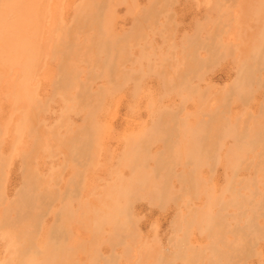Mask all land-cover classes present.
<instances>
[{
	"label": "rangeland",
	"instance_id": "374dc122",
	"mask_svg": "<svg viewBox=\"0 0 264 264\" xmlns=\"http://www.w3.org/2000/svg\"><path fill=\"white\" fill-rule=\"evenodd\" d=\"M108 2L110 0L105 2L104 0H35L28 10L13 11L4 9L3 13L5 15L0 16L2 17L0 20V264H18L22 258L29 259L31 257L40 264H89V262L90 264H158L161 261V264H183L181 259H176L173 255L179 250L186 261L187 258H190L188 262L190 260L192 262L190 261L189 264H211L212 261L214 264H264V236L262 237L264 234V212L260 209H256L255 212L252 211L254 204L264 199V63H258L259 60L256 63L253 59L254 56L259 55L260 57V54L255 52L257 48L261 49L257 52L263 51L264 54V35H262L264 33V0H111L110 3ZM0 3L2 2L0 1ZM110 4L112 5L110 6ZM90 5L92 6L88 8ZM94 5L97 7L96 9L100 8L99 10L102 12L96 11ZM108 7H111L112 10ZM83 8L88 9H85V11L87 10L86 15L83 11L82 16L81 9ZM0 10L2 11L1 4ZM145 12L146 14L148 12V14L146 15ZM87 15L89 16L87 17ZM97 15L98 18L101 17L100 20H96L98 23L94 22ZM147 16L149 19H147ZM85 18L86 23L84 22ZM92 18H94V21H88ZM98 28L99 33L96 32ZM259 38L263 42H260ZM107 39H110L109 42ZM57 41L59 42L58 45ZM113 42H115V45H112ZM29 43L31 44L29 45ZM35 48L40 49V54L38 53L39 50L37 52ZM11 50L14 51L13 54ZM27 50L36 52L33 51L32 54ZM211 52H214L213 55ZM252 52L256 54H251ZM54 53L56 54L53 55ZM35 54L40 56L38 57ZM60 54L62 55L61 58ZM19 55L20 58H18ZM67 58L69 59L67 60ZM260 58L263 59V57ZM250 59L253 61L250 62ZM40 60L42 63H40ZM22 61H24V69L21 66ZM28 62L35 64L32 70H30V66H33V64L28 65ZM9 67L12 69L10 70ZM201 67L203 68L201 69ZM244 67L249 70L246 72V77L247 75L250 76L251 82H247L246 87H244L245 90L242 88L239 89L240 91L235 92V88L232 89L231 87L234 86V81L237 79L240 69ZM58 70L61 74L57 73ZM15 72H17L16 75ZM111 72L113 73L111 74ZM197 72L198 74H196ZM251 72L254 73L255 77ZM29 73L31 78L28 76ZM69 73L70 75H68ZM7 77L9 78L7 79ZM129 77L131 80L128 81ZM192 78L193 80H191ZM251 78L255 79L254 82ZM22 81L25 82L24 86L26 87H23ZM15 82L16 84H14ZM78 84L80 88H78ZM61 85H63L62 89ZM83 88L87 90L84 89L83 92ZM62 91H64L63 94ZM18 93L19 95H17ZM26 95L29 96L27 98H29L31 104L25 99ZM96 96H100V99ZM30 98H33V100L30 101ZM96 101L100 102L96 103ZM30 105L31 107H29ZM91 107H93V111ZM86 109L87 111H85ZM28 120L32 124L27 123ZM159 125L163 126L165 135L162 133L164 130ZM253 125H255V128H253ZM156 127L159 128V134L155 132ZM160 129H162V132ZM167 129L169 134L166 132ZM198 129L199 131L203 129L205 132L202 130L198 134ZM231 130L237 133L233 136L244 137L247 133H250L247 134L249 137L255 135L258 141L260 139V142L254 149L245 150L246 153L243 151L241 156L239 154V157L233 158L227 153L233 145L232 134L231 136L228 135L229 138L227 136L225 138L224 135V138H222L224 131L233 133ZM16 131L19 135L16 134ZM171 131H173L172 134H170ZM195 131H198L196 135L199 136V139L206 140V143L200 142L202 163L196 171L192 172L194 184L191 183L190 185V183L180 182L179 180L180 175L185 172V168H183L185 164H179L178 161L181 162L185 158L179 160L178 157L181 154L185 156L184 153L188 149V147L185 148V145L188 142L193 144V135L191 134ZM214 132L215 134H213ZM87 133L88 135H86ZM165 136L169 137L170 141L172 140L171 142L174 143L172 147L174 155L169 156L170 159L167 160V163L173 161V164L172 167L170 166L171 168L167 164L170 172L164 175L165 178H162L163 175H161L163 171H160L161 176L158 175L157 177L159 181L154 175L159 182H157L158 184L163 179L161 182L162 185L164 184L165 193L159 196L158 199H153L149 195L151 192L154 193L153 187L151 184H147L146 186L151 185V191L147 192L150 190L148 187L144 194L143 191L141 192L140 189L134 187L135 190L133 191L137 192L134 195L139 194L137 190H140L141 199L130 192V195L127 194L126 202H124V197L123 200L121 199L122 196H120V200L117 198L120 194V191H118L117 197L113 201L109 200L108 196L116 194L114 190L112 191L111 184L114 187L116 186V191L119 185L121 189L125 190L124 187L131 183L130 180L133 176L131 169L135 167V172L141 173L140 170L138 171L141 162L146 161V163L143 162L144 166L142 165V167L144 168L141 171L145 167L144 171L149 168V172H145L147 175L156 170L154 159L160 154L163 158L166 156L163 151ZM247 138H243V143L249 140ZM208 139L210 140L208 141ZM132 140L134 141L132 142ZM218 143H220V147L217 146ZM262 143L263 146L260 147ZM75 144L82 147H77ZM128 145H142L141 147L146 148L145 151L139 148L145 160L141 156L139 157L141 160L137 159L140 153L135 155V159L141 161H136L137 164L139 163L138 166L137 164L134 165L136 162L132 157L134 156L132 153H136L135 149L131 146L134 150L131 153ZM188 146L190 148L192 145L189 144ZM83 147L86 149H83ZM71 151L74 152L72 156L70 155ZM127 151L130 152L128 158L126 156ZM146 153L149 154L145 155ZM182 157L179 158L182 159ZM226 157L227 159H225ZM129 161H131V168L128 166ZM239 161L244 163L242 164ZM233 165L235 168H233ZM187 166L189 169L192 168L189 165ZM230 169H234V171H230ZM117 176L123 178H120L121 181H129L127 184L122 182L125 184L123 185ZM151 177H149V182L152 180ZM166 177L168 178L166 179ZM26 178H28L29 184H32V188L30 187L29 193V195L31 194L29 197L30 203L25 204L26 212H24V215L28 213V217L30 216L28 220L31 222L17 220L18 212L14 210L18 205L16 201L17 193L23 187ZM156 179L153 182H156ZM119 181L121 184H119ZM166 182L171 183L166 184ZM132 185V183L128 185L130 191ZM109 186L113 193L110 191ZM146 186L142 190L145 191ZM180 189L182 190L180 191ZM108 192H110L109 195ZM193 192L196 194H193ZM44 194H46L47 199ZM106 194L107 197H105ZM147 194L149 196L144 197ZM154 194L151 195L155 196ZM66 195L71 196L72 200H70L71 197L68 199L69 197ZM132 195L133 198H137V201L129 198ZM33 196L38 198L36 199ZM55 197L56 199H54ZM102 198H107L108 201ZM41 199L51 205L48 206L45 202L43 204ZM106 201L110 204H107L109 209L115 202L112 210H116L114 208L119 207V204L122 206L125 203L131 204L133 201V204L129 205L130 207L127 206L130 210L126 215H123L122 223H125L124 227H122V224L120 225V221L117 219V225L121 226V230L120 227L115 225L116 220L114 218L112 220L114 223L111 221L113 216L111 209L112 214H109L108 218L106 217L107 214H103L109 212V209H106L105 212L102 208V206L107 208ZM41 204L46 205V207L43 208L42 206L41 208ZM61 206L67 210L65 215L69 216L60 217L59 214L64 211ZM98 206L99 211L100 209L103 211L100 215H104V218L101 216L100 218L99 215L94 214L100 220L102 219L98 221L99 223L93 219V217L96 218L94 215H90V212L95 213L97 210L95 212H92L93 209L88 211V207L98 209ZM244 209H246V212ZM198 213L199 217L197 218L195 216ZM33 214L34 216H32ZM55 214L61 218V221L57 224ZM35 216L37 217L35 218ZM59 217L57 216L58 219ZM205 217L206 219H204ZM210 217L211 221H208ZM253 217L257 219H253ZM249 218L250 220L253 219L256 235L248 234L249 229H247L245 220ZM81 219L82 223L80 222ZM109 220L112 225L118 227L119 231L114 229L116 227H111V223L108 224ZM189 222L190 225L186 224ZM93 223H102L103 227L96 225L98 227L96 233L94 232L96 226ZM58 224L64 228H61L63 233L60 236L55 235L56 240L60 239L61 243L57 244V250H53V253L46 255L42 251V247L48 239L50 227L60 226ZM91 225L95 227L91 228L94 229L93 232L90 228L88 229ZM259 226L263 228L260 229ZM243 228L246 230L244 231ZM240 233L246 234L242 235ZM214 236L216 237L214 238ZM247 236L251 238L248 239ZM28 240L36 246V249L35 247L31 249V253L27 252L28 249H24V245L29 243ZM220 242H223V244ZM247 244L249 245L248 248ZM37 249L41 252V255L37 252ZM246 250L248 251L244 252ZM21 251L24 252L23 255ZM226 257L232 259L228 260ZM174 258L175 260H173Z\"/></svg>",
	"mask_w": 264,
	"mask_h": 264
},
{
	"label": "bare ground",
	"instance_id": "6f19581e",
	"mask_svg": "<svg viewBox=\"0 0 264 264\" xmlns=\"http://www.w3.org/2000/svg\"><path fill=\"white\" fill-rule=\"evenodd\" d=\"M0 1L2 2V3H0V4L2 5V11L0 10V16H3V15H5V14L3 13V12L5 11L4 9H11V10H13V11H14V10L21 11L22 9H24V10L27 9V10H28V8L30 9V8L32 7V5H33V3H34L35 0H0ZM105 1H106V0H104V2H105ZM157 1H158V0H157ZM85 2H86V1H85ZM85 2H84V4H85V6H87V5H86L87 2H86V3H85ZM88 2H89V1H88ZM91 2H94V1H91ZM91 2H90V3H91ZM96 2H99V1H96ZM110 2H111V0H110ZM110 2H108V3H110ZM154 2H155V1H154ZM154 2H153V3H154ZM164 2H165V1H164ZM106 3H107V2H106ZM82 4H83V3H82ZM94 4H97V3H94ZM162 4H163V2H162ZM165 4H166V3H165ZM92 5H93V4H92ZM92 5H90L88 8H90ZM98 5H99V4H98ZM100 5H101V4H100ZM111 5H112V4H110V6H111ZM81 6H82V5H81ZM101 6H102V5H101ZM101 6H98V7H101ZM106 6H107V5H106ZM106 6H105V7H106ZM152 6H153V5H152ZM82 7H83V6H82ZM93 7H95V5H94ZM88 8H83V9H81V10H82V16H83V13H84L83 11H85V9H88ZM96 8H97V7H95V9H96ZM110 8H111V7H110ZM110 8L108 7V9H110ZM76 9H77V8H76ZM99 9H100V8H99ZM99 9H96V11H98ZM103 9H104V8H103ZM106 9H107V8H106ZM160 9H161V8H160ZM92 10H93V9H92ZM104 10H105V9H104ZM111 10H112V8H111ZM90 11H91V10H90ZM108 11H109V10H108ZM148 11H149V10H148ZM86 12H87V10L85 11V15L87 14ZM99 12H102V11L99 10ZM1 13H2V15H1ZM5 13H6V12H5ZM17 13H18V12H17ZM103 13H104V12H103ZM105 13H106V12H105ZM142 13H143V12H142ZM76 14H77V13H76ZM80 14H81V13H80ZM88 14H89V13H88ZM92 14H93V13H92ZM96 14H97V13H96ZM145 14H146V12H145ZM147 14H148V12H147ZM147 14H146V15H147ZM152 14H153V13H152ZM25 15H26V14H25ZM99 15H100V14H99ZM88 16H89V15H87V17H88ZM100 16H101V15H100ZM17 17L19 18V16H17ZM90 17H91V15H90ZM90 17H89V18H90ZM150 17H151V16H150ZM152 17H153V16H152ZM1 18H2V17H0V20H1ZM22 18H23V17H22ZM97 18H98V15H97ZM97 18L95 19V21L93 20L94 18H92V19H90V20H88V21L93 20L94 22H97L98 20H100L101 17H99L98 19H97ZM79 19H80V18H79ZM137 19H138V18H137ZM145 19H146V17H145ZM147 19H149L148 16H147ZM153 19H154V18H153ZM80 20H81V19H80ZM84 20H85L84 22L86 23V18H85ZM96 20H97V21H96ZM107 20H108V18H107ZM150 20H151V19H150ZM81 21H82V20H81ZM139 21H140V20H139ZM100 22H101V21H100ZM152 22H153V21H152ZM0 23H1V22H0ZM91 23H92V22H91ZM97 23H98V22H97ZM136 23H137V22H136ZM145 23H147V22L145 21ZM83 24H84V23H83ZM95 24H96V23H95ZM99 24H100V23H99ZM107 24H108V21H107ZM138 24H139V23H138ZM84 25H85V24H84ZM135 25H136V24H135ZM99 26H100V25H99ZM263 26H264V23H263ZM85 27H86V26H85ZM93 27H94V26H93ZM96 27H98V26H96ZM91 28H92V27H91ZM94 29H95V28H94ZM96 29H97V28H96ZM96 29H95V30H96ZM142 29H143V27H142ZM147 29H148V28H147ZM261 29H263V28H261ZM261 29H260V30H261ZM135 30H136V29H135ZM98 31H99V28H98V30H97L96 32H98ZM136 31H137V30H136ZM101 32H102V31H101ZM101 32H100V34H101ZM134 32H135V31H134ZM0 33H1V32H0ZM84 33H85V32H84ZM98 33H99V32H98ZM134 34H135V33H134ZM138 34H140V33H138ZM261 34H262V33H261ZM101 35H103V34H101ZM128 35H129V33H128ZM131 35H132V34H131ZM262 35H264V33H263ZM85 36H86V35H85ZM103 36H104V35H103ZM260 36H261V35H260ZM94 38H95V37H94ZM211 38H212V37H211ZM95 39H96V38H95ZM105 39H106V38H105ZM115 39H116V38H115ZM120 39H121V38H120ZM127 39H128V38H127ZM213 39H214V38H213ZM100 40H101V39H100ZM107 40H108V39H107ZM109 40H110V39H109ZM109 40H108V42H109ZM211 40H212V39H211ZM259 40H260V42H263L260 38H259ZM7 41H8V40H7ZM125 41H127V40H125ZM125 41H124V42H125ZM255 41H256V40H255ZM17 42H18V41H17ZM24 42H26V41H24ZM24 42H23V43H24ZM55 42H56V41H55ZM55 42H54V43H55ZM97 42H98V38H97ZM115 42H116V40H115ZM115 42H113L114 44H112V45H115ZM118 42H120V40H118ZM188 42H189V41H188ZM99 43H101V42H99ZM103 43H104V42H103ZM256 43H257V42H256ZM8 44H9V43H8ZM11 44H12V43H11ZM19 44H20V43H19ZM30 44H31V43H29V45H30ZM55 44H56V43H55ZM58 44H59V42L57 41V45H58ZM108 44H109V43H108ZM108 44H107V45H108ZM117 44H118V43H117ZM117 44H116V45H117ZM189 44H190V43H189ZM211 44H212V43H211ZM3 45H4V44H3ZM20 45H21V44H20ZM53 45H54V44H53ZM53 45H52V46H53ZM57 45H56V46H57ZM60 45H61V43H60ZM105 45H106V44H105ZM107 45H106V46H107ZM263 45H264V44H263ZM263 45H262V46H263ZM9 46H11V45H9ZM26 46H27V45H26ZM32 46H33V45H32ZM52 46H51V47H52ZM54 46H55V45H54ZM54 46H53V48H54ZM103 46H104V45H103ZM108 46H109V45H108ZM117 46H118V45H117ZM196 46H197V45H196ZM198 46H199V45H198ZM203 46H204V45H203ZM260 46H261V45H260ZM36 47H37V46H36ZM59 47H61V46H59ZM59 47H58V48H59ZM96 47H97V46H96ZM99 47H100V46H99ZM112 47H115V46H112ZM210 47H211V46H210ZM212 47H213V46H212ZM257 47H258V45H257ZM22 48H23V47H22ZM61 48H62V47H61ZM63 48H64V47H63ZM254 48H255V47H254ZM35 49H37V52H38V50H39L38 53L40 54V49H39V48H35ZM55 49H56V48H55ZM55 49H52V50H55ZM96 49L98 50V48H96ZM102 49H103V48H102ZM106 49H107V48H106ZM124 49H125V48H124ZM207 49H208V48H207ZM214 49H215V48H214ZM29 50H30V49H29ZM29 50H27V51H29ZM50 50H51V49H50ZM66 50H67V48H66ZM66 50H65V51H66ZM69 50H70V48H69ZM103 50H104V49H103ZM253 50H256V49H253ZM258 50H261V49H260V48H257V50H256L255 52L258 53V54H260V57H263V59L260 58L259 55H258V56H254L253 59L255 60L256 63H257V60H259L258 63L263 64V63H264V54L262 53L263 51H262V52H260V51L257 52ZM11 51H12V50H11ZM22 51H23V50H22ZM22 51H21V52H22ZM33 51H34V50H32V52H33ZM60 51H61V50H60ZM65 51H64V52H65ZM70 51H72V50H70ZM70 51H68V52H70ZM74 51H76V50H74ZM99 51L101 52L100 49H99ZM107 51H108V49H107ZM111 51H112V50H111ZM210 51H211V48H210ZM212 51H213V49H212ZM32 52L29 51V53H32ZM34 52H36V51H34ZM51 52H52V51H51ZM51 52H50V53H51ZM53 52H54V51H53ZM53 52H52V53H53ZM55 52H57V51H55ZM64 52H63V53H64ZM68 52H67V53H68ZM72 52H73V51H72ZM108 52H109V51H108ZM108 52H107V53H108ZM123 52H124V51H123ZM190 52H191V51H190ZM13 53H14V51H12V54H13ZM50 53H49V54H50ZM70 53H71V52H70ZM105 53H106V52H105ZM209 53H210V52H209ZM211 53H212V55H213L214 52H211ZM256 53H253V52H252L251 54H254V55H255ZM261 53L263 54V56L261 55ZM32 54H33V53H32ZM55 54H56V53H54L53 55H55ZM61 54H62V53H61ZM61 54H60V55H61ZM75 54H76V53H75ZM81 54H82V53H81ZM102 54H103V52H102ZM192 54H193V53H192ZM35 55L38 56V54H35ZM60 55H59V56H60ZM62 55H63V54H62ZM62 55L60 56V58L62 57ZM103 55H104V54H103ZM105 55H108V54H105ZM120 55H121V54H120ZM212 55H211V56H212ZM39 56H40V55H39ZM39 56H38V57H39ZM50 56H52V55H50ZM63 56H64V55H63ZM108 56H109V55H108ZM108 56H107V57H108ZM112 56H113V55H112ZM190 56H191V55H190ZM208 56H209V55H208ZM250 56H251V55H250ZM33 57H35V56L33 55ZM52 57H54V56H52ZM52 57H51V58H52ZM187 57H188V56H187ZM191 57H193V56H191ZM18 58H20V55H19ZM51 58H50V59H51ZM115 58H116V57H115ZM194 58H195V57H194ZM209 58H210V57H209ZM213 58H214V57H213ZM251 58H252V56H251ZM54 59H55V58H54ZM62 59H63V58H62ZM68 59H69V58H67V60H68ZM105 59H106V58H105ZM107 59H108V58H107ZM215 59H216V58H215ZM12 60H13V59H12ZM36 60H37V59H36ZM52 60H53V59H52ZM110 60H112V59H110ZM110 60H109V62H111ZM210 60H211V59H210ZM8 61H9V60H8ZM32 61H33V60H32ZM32 61H31V62H32ZM34 61H35V60H34ZM211 61H212V60H211ZM246 61H247V60H246ZM252 61H253V60H252ZM252 61H251V59H250V62H252ZM9 62H10V61H9ZM23 62H24V61H22L21 66H22V68L24 69ZM35 62H36V61H35ZM115 62H116V61H115ZM203 62H204V61H203ZM255 62H253V63H255ZM262 62H263V63H262ZM2 63H3V62H2ZM25 63H26V62H25ZM36 63H37V62H36ZM38 63H39V62H38ZM40 63H42L41 60H40ZM62 63H63V62H62ZM194 63H195V62H194ZM27 64L29 65L30 63L28 62ZM31 64H33V66H30V67H31L30 70H32V67H33V68L35 67V66H34V65H35L34 63H31ZM31 64H30V65H31ZM110 64H112V62H111ZM0 65H1V64H0ZM11 65H12V64H11ZM38 65H39V64H38ZM61 65H62V64H61ZM195 65H196V64H195ZM199 65H200V64H199ZM204 65H205V64H204ZM243 65H244V64H243ZM111 66H112V65H111ZM115 66H116V65H115ZM206 66H207V65H206ZM188 67H189V66H188ZM188 67H187V68H188ZM199 67H200V66H199ZM199 67H198V68H199ZM203 67H204V66H203ZM203 67H201V69H202ZM263 67H264V66H263ZM9 68H10V67H9ZM15 68H17V67H15ZM40 68H41V67H40ZM58 68H59V67H58ZM60 68H61V67H60ZM104 68H105V67H104ZM198 68H196V69H198ZM11 69H12V68H10V70H11ZM13 69H14V68H13ZM25 69H26V71L28 70L27 67H26ZM63 69L65 70L66 68H63ZM92 69H93V68H92ZM106 69H107V68H106ZM191 69H192V68H191ZM196 69H195V70H196ZM14 70H15V69H14ZM18 70H19V69H18ZM34 70H35V69H34ZM192 70H193V69H192ZM2 71H4V70H2ZM15 71H16V70H15ZM35 71H36V70H35ZM104 71H105V70H104ZM113 71H115V70H113ZM188 71H190V70H188ZM198 71H199V69H198ZM238 71H239V70H238ZM247 71H249V70H248L247 68H245V67L242 68V69H240V71H239L240 73L238 74L237 79L234 81V82H235V83H234V86L231 87L232 89L235 88V89H234V90H236L235 92H237V90L240 91L239 89H242V88H243V90H245L244 87H246L247 82L250 81V79H249L250 76L248 77V75H247V77H246V72H247ZM58 72H59V70L57 71V73H58ZM71 72H72V71H71ZM105 72H106V71H105ZM193 72H194V71H193ZM201 72H202V71H201ZM16 73H17V72H15V75H16ZM20 73H21V72H20ZM26 73H27V72H26ZM30 73H31V72H30ZM30 73L28 74L29 77H30L31 74H32V73H31V74H30ZM34 73H35V72H34ZM36 73H37V71H36ZM59 73L61 74V72H59ZM109 73H110V72H109ZM112 73H113V72H111V74H112ZM186 73H187V72H186ZM199 73H200V72H199ZM9 74H10V73H9ZM22 74H23V73H22ZM22 74H19V75L21 76ZM103 74H104V73H103ZM124 74H125V73H124ZM196 74H198V72H197ZM196 74H195V75H196ZM251 74L254 75L253 72H251ZM251 74H250V75H251ZM15 75H14V76H15ZM25 75H26V74H25ZM34 75H35V74H34ZM57 75L60 76L59 74H57ZM63 75H64V74H63ZM68 75H70V73H69ZM89 75H90V74H89ZM106 75H107V74H106ZM109 75H110V74H109ZM189 75H190V74H189ZM14 76H13V77H14ZM64 76H65V75H64ZM99 76H100V75H99ZM107 76H108V75H107ZM113 76H114V75H113ZM122 76H123V75H122ZM191 76H192V75H191ZM200 76H201V75H200ZM251 76H252V75H251ZM0 77H1V76H0ZM62 77H63V76H62ZM66 77H67V76H66ZM70 77H71V76H70ZM70 77H68V78L70 79ZM72 77H73V76H72ZM74 77H75V76H74ZM101 77H102V76H101ZM196 77H197V76H196ZM254 77H255V75H254ZM4 78H5V77H4ZM8 78H9V77H7V79H8ZM30 78H31V77H30ZM75 78H76V77H75ZM77 78H78V77H77ZM95 78H96V77H95ZM129 78H130V77H129ZM184 78H185V77H184ZM186 78H187V77H186ZM21 79H23V78H21ZM56 79H57V76H56ZM56 79H55V80H56ZM64 79H65V77H64ZM69 79H68V80H69ZM110 79H111V78H110ZM117 79H118V78H117ZM125 79H126V78H125ZM179 79H180V78H179ZM0 80H1V79H0ZM4 80H5V79H4ZM55 80H53V81H55ZM60 80H61V79H60ZM74 80H75V79H74ZM129 80H131V78L128 79V81H129ZM177 80H178V79H177ZM183 80H184V79H183ZM186 80H187V79H186ZM191 80H193V78H192ZM251 80H253V79L251 78ZM254 80H255V79H254ZM254 80H253V82H254ZM257 80H258V79H257ZM7 81H8V80H7ZM57 81H58V79H57ZM61 81H62V80H61ZM70 81H71V80H70ZM88 81H89V80H88ZM179 81H181V80H179ZM258 81H259V80H258ZM16 82H17V81H16ZM16 82H15L14 84H16ZM29 82H30V80H29ZM32 82H33V81H32ZM58 82H59V84H60V81H58ZM58 82H57V83H58ZM65 82H66V80L64 81V85H65ZM173 82H174V81H173ZM173 82H172V83H173ZM250 82H251V81H250ZM11 83H12V82H11ZM22 83H23V87H26V86H24V83H25V82L22 81ZM52 83H53V82H52ZM62 83H63V82H62ZM78 83H80V82H78ZM113 83H114V82H113ZM192 83H193V82H192ZM12 84H13V83H12ZM28 84H29V83H28ZM68 84H69V82H68ZM71 84H72V83H71ZM163 84H164V83H163ZM169 84H170V83H169ZM250 84L252 85V83H250ZM9 85H10V84H9ZM57 85H58V84H57ZM57 85H56V86H57ZM78 85H79V84H78ZM183 85H184V83H183ZM189 85H190V84H189ZM189 85H188V86H189ZM251 85H250V86H251ZM256 85H257V84H256ZM10 86H11V85H10ZM13 86H15V85H13ZM28 86H29V85H28ZM66 86H67V85H66ZM89 86H90V85H89ZM117 86H118V84H117ZM163 86H164V85H163ZM181 86H182V84H181ZM188 86H187V87H188ZM252 86H253V85H252ZM257 86H258V85H257ZM21 87H22V86H21ZM53 87H54V86H53ZM60 87H61V89H62L63 85H61ZM74 87H76V86H74ZM74 87H73V89H74ZM85 87H86V86H85ZM112 87H114V86H112ZM112 87H111V88H112ZM7 88H8V86H7ZM56 88H57V87H56ZM69 88H70V87H69ZM71 88H72V87H71ZM78 88H80V85L78 86ZM86 88H87V87H86ZM178 88H179V86L177 87V89H178ZM23 89H24V88H23ZM52 89H53V88H52ZM84 89H85V88H83V90H82L83 92H84ZM113 89H114V88H113ZM186 89H187V88H186ZM188 89L190 90V88H188ZM193 89H194V88H193ZM247 89H248V88H247ZM31 90H32V89H31ZM57 90H58V89H57ZM79 90L81 91V89H79ZM85 90H87V89H85ZM103 90H106V89H103ZM103 90H102V91H103ZM165 90H166V89H165ZM175 90H176V89H175ZM55 91H56V90H55ZM73 91H75V90H73ZM100 91H101V90H100ZM179 91H180V90H179ZM30 92H32V91H30ZM60 92H61V91H60ZM63 92H64V91H62V94H63ZM66 92H67V91H66ZM68 92H69V91H68ZM85 92H86V91H85ZM103 92H104V91H103ZM112 92H113V91H112ZM245 92L247 93V91H245ZM22 93H23V91H22ZM26 93H27V92L25 91V94H26ZM55 93H56V92H55ZM86 93H87V92H86ZM166 93H167V92H166ZM192 93H194V92H192ZM192 93H191V94H192ZM239 93H240V92H239ZM246 93H245V94H246ZM14 94H15V93H14ZM23 94H24V93H23ZM33 94H34V93H33ZM56 94H57V93H56ZM79 94H80V93H79ZM81 94H82V93H81ZM103 94H104V93H103ZM189 94H190V93H189ZM234 94H235V93H234ZM17 95H19V93H18ZM17 95H16V96H17ZM68 95H69V94H68ZM84 95H85V94H84ZM87 95H88V94H87ZM107 95H108V94H107ZM109 95H110V94H109ZM230 95H231V94H230ZM240 95H241V94H240ZM30 96L32 97L33 95L31 94ZM69 96H70V95H69ZM82 96H83V95H82ZM228 96H229V95H228ZM21 97H22V96H21ZM23 97H25V96H23ZM27 97H29V96L26 95V98H25V99L28 100L29 98H27ZM65 97H66V96H65ZM83 97H84V96H83ZM87 97H88V96H87ZM89 97H90V96H89ZM96 97H98V96H96ZM99 97H100V96H99ZM99 97H98V98H99ZM235 97H236V96H235ZM78 98H79V96H78ZM85 98H86V97H85ZM94 98H95V97H94ZM237 98H238V97H237ZM245 98H246V97H245ZM15 99H16V98H15ZM73 99H74V98H73ZM81 99H82V97H81ZM99 99H100V98H99ZM19 100H20V99H19ZM31 100H33V98H30V101H31ZM35 100H36V99H35ZM16 101H17V100H16ZM22 101H23V100H22ZM75 101H76V100H75ZM103 101H104V100H103ZM219 101H220V100H219ZM236 101H237V100H236ZM240 101H241V100H240ZM18 102H19V101H18ZM28 102H29V100H28ZM76 102H77V101H76ZM99 102H100V101H99ZM99 102L96 101V103H99ZM101 102H102V100H101ZM225 102H226V101H225ZM29 103H30V102H29ZM71 103H72V102H71ZM88 103H89V102H88ZM219 103H220V102H219ZM21 104H22V103H21ZM30 104H31V103H30ZM77 104H78V103H77ZM89 104H90V103H89ZM93 104H94V103H93ZM100 104H101V103H100ZM224 104H225V103H224ZM226 104H227V103H226ZM32 105H33V104H32ZM82 105H83V104H82ZM15 106H16V105H15ZM94 106H95V104H94ZM94 106H93V107H94ZM29 107H31V105H30ZM32 107H33V106H32ZM41 107H42V106H41ZM88 107H89V105H88ZM93 107H91V108H92V109H91L92 111H93ZM97 107H98V106H97ZM99 107H100V106H99ZM99 107H98V108H99ZM221 107H222V106H221ZM224 107H225V106H224ZM69 108H70V106H69ZM89 108H90V107H89ZM225 108H226V107H225ZM29 109H30V108H29ZM84 109H85V108H84ZM95 109H96V108H95ZM95 109H94V112L96 113ZM31 110H32V109H31ZM72 110H73V108H72ZM181 110H182V109H181ZM225 110H226V109H225ZM83 111H84V110H83ZM85 111H87V109H86ZM99 111H100V109H99ZM218 111H219V110H218ZM218 111H217V112H218ZM19 112H20V110H19ZM25 112H26V111H25ZM90 112H91V111H90ZM209 113H210V112H209ZM30 114H31V113H30ZM87 114H88V113H87ZM91 114H92V113H91ZM91 114H90V115H91ZM96 114H97V113H96ZM263 114H264V113H263ZM24 115L26 116V113H25ZM24 115H23V117H25ZM92 115H93V114H92ZM161 115H162V112H161ZM171 115H172V114H171ZM174 115H175V114H174ZM174 115H173V116H174ZM214 115H215V114H214ZM158 116H159V115H158ZM163 116H164V115H163ZM195 116L197 117V115H195ZM86 117H87V116H86ZM202 117H204V116H202ZM214 117H215V116H214ZM27 118H28V117H27ZM90 118H91V117H90ZM169 118H170V117H169ZM175 118H176V117L174 116V119H175ZM185 118H186V117H185ZM205 118H206V117H205ZM208 118H210V117H208ZM261 118H262V117H261ZM159 119L162 121V119H161L160 117H159ZM172 119H173V118H172ZM174 119H173V120H174ZM177 119H178V118H177ZM216 119H217V118H216ZM170 120H171V118H170ZM175 120H176V119H175ZM206 120H207V119H206ZM225 120H226V119H225ZM25 121H27V120H25ZM87 121H88V120H87ZM164 121H165V120H164ZM179 121H180V120H179ZM179 121H178V122H179ZM184 121H185V120H184ZM208 121H209V119H208ZM220 121H221V120H220ZM29 122H30V121L28 120L27 123H29ZM93 122H94V121H93ZM93 122H92V123H93ZM166 122H167V120H166ZM227 122H228V121H227ZM164 123H165V122H164ZM169 123H170V122H169ZM179 123H180V122H179ZM209 123H211V122H209ZM213 123H214V122H213ZM216 123H217V122H216ZM21 124H23V123H21ZM30 124H32V123L30 122ZM159 124H160V123H159ZM181 124H182V123H181ZM198 124H199V123H198ZM207 124H208V123H207ZM211 124H212V123H211ZM253 124H254V123H253ZM258 124H259V123H258ZM18 125H19V124H18ZM156 125H157V124H156ZM167 125H168V124H167ZM172 125H173V124H172ZM179 125H180V124H179ZM200 125H201V124H200ZM200 125H199V127H200ZM209 125H210V124H208V126H209ZM228 125H229V124H228ZM255 125H256V124H255ZM255 125H253V126H254L253 128H255ZM165 126H166V125H165ZM168 126H169V125H168ZM183 126H184V125H183ZM20 127H21V126H20ZM25 127H26V125L24 126V128H25ZM159 127H162V129H163V126L159 125ZM180 127H182V126H180ZM202 127H203V126H202ZM210 127H211V125H210ZM16 128H17V127H16ZM33 128H34V127H33ZM35 128H36V127H35ZM88 128H89V127H88ZM93 128H94V127H93ZM167 128H168V127H167ZM200 128H201V127H200ZM205 128H206V127H205ZM223 128H224V127H223ZM223 128H222V129H223ZM84 129H85V128H84ZM84 129H83V131H84ZM156 129H157V130H156ZM156 129L154 128V130H156L155 132L158 133V132H159V131H158L159 128L156 127ZM162 129H160L161 132H162ZM172 129H173V128H172ZM178 129H179V128H178ZM180 129H181V128H180ZM184 129H185V128H184ZM184 129H183V130H184ZM227 129H228V128H227ZM235 129H236V128H235ZM235 129H234V130H235ZM248 129H249V128H248ZM19 130H20V129H19ZM86 130H89V129H86ZM163 130H164V129H163ZM176 130H177V129H176ZM187 130H188V129H187ZM190 130H191V129H190ZM202 130H203V129H201V130L199 131V129H198L199 132H198V131H195V133L191 134V135H193V138H192V142H193V144H192L191 142H190V143L188 142V144L185 145V146H186V147H185L186 149H187V147H188V149H187V150L185 151V153H184L185 156L181 154L179 157L181 158V156H183L182 159H180V158L178 157L179 160H183V158H185V160H183V161H181V162H179V161L177 160L179 164H181V163H183L182 165L185 164L184 167H183V168H185V172H184L182 175H180V177H179L180 182L190 183V185H191V183H192V185L194 184V180H193V177H192V172L196 171V170L200 167V165H201V163H202L201 158H200V155H201V154H200V147H201L200 142H202V143H206V142H205L206 140L203 141V140L199 139V136L196 135L197 132H198V134H200V132H201ZM17 131H18V129H17ZM17 131H16V134L19 135V133H17ZM32 131H33V129H32ZM146 131H147V130H146ZM167 131H168V129L166 130V132H167ZM185 131H186V130H185ZM192 131H193V130H192ZM203 131H204V130H203ZM229 131H230V130H229ZM229 131H228V132H229ZM231 131H232V130H231ZM34 132H36V131H34ZM86 132H87V131H86ZM86 132H85V133H86ZM164 132H165V130H164L162 133H164ZM172 132H173V131H171L170 134H172ZM179 132H180V131H179ZM179 132H178V134H179ZM204 132H205V131H204ZM224 132H225V133H224ZM224 132H223V134H222V138H224V136H225V138H227V137L229 138V136H231V134H232V137H231V138H232V140H233V145H232V147L229 149V152H227V153H228L230 156H232L233 158L236 157V156L239 157V154H240V156H241L242 152L245 151V150L250 151V150L254 149V147L260 142V139H259V141H258V140L256 139L257 137H256L255 135H250V137H249L248 135H249L250 133L248 134L247 131H246V133H247L248 135L246 134V135L244 136V134H243L244 137H238L239 135H238V136H233V134H234V135L237 134V133H234L235 131H234V132L232 131L233 133H230V132L228 133L227 131H224ZM226 132H227V134H226ZM259 132H260V131H259ZM23 133H24V131H23ZM28 133H29V132H28ZM144 133H145V132H144ZM149 133H150V132H149ZM157 133H156V135H157ZM167 133H168V132H167ZM184 133H185V132H184ZM190 133H191V132H190ZM190 133H189V134H190ZM217 133H218V132H217ZM219 133H220V132H219ZM219 133H218V134H219ZM242 133H243V132H242ZM254 133H255V132H254ZM262 133H263V131H262ZM33 134H34V133H33ZM36 134H38V133H36ZM77 134H78V133H77ZM89 134H90V133H89ZM158 134H159V133H158ZM165 134H166V133H164V135H165ZM168 134H169V133H168ZM174 134H175V133H174ZM174 134H173V135H174ZM186 134H187V133H186ZM206 134H207V133H206ZM209 134H210V132H209ZM213 134H215V132H214ZM225 134H226V135H225ZM86 135H88V133H87ZM153 135H154V134H153ZM223 135H224V136H223ZM228 135H229V136H228ZM16 136H17V135H16ZM37 136H39V134H38ZM82 136H83V135H82ZM95 136H96V134H95ZM167 136H169V135H167ZM170 136H171V135H170ZM176 136L178 137L177 134H176ZM187 136H188V134H187ZM226 136H227V137H226ZM260 136H261V134H260ZM263 136H264V134H263ZM51 137H52V136H51ZM91 137H92V136H91ZM143 137H144V136H143ZM152 137H153V136H152ZM152 137H151V138H152ZM156 137H158V136H156ZM163 137H164V136H163ZM184 137H185V136H184ZM190 137H191V136H190ZM203 137H204V135H203ZM203 137H202V139H203ZM214 137H215V136H214ZM217 137H218V136H217ZM247 137H249V138H247ZM87 138H88V137H87ZM173 138H174V137H173ZM204 138H205V137H204ZM231 138H230V139H231ZM243 138H244V139L247 138V139H249V140L246 139L247 142H246V143H243ZM152 139H153V138H152ZM159 139H160V138H159ZM186 139H187V138H186ZM214 139H215V138H214ZM218 139H219V138H218ZM218 139H217V140H218ZM230 139H229V140H230ZM261 139H262V138H261ZM263 139H264V137H263ZM74 140H75V139H74ZM79 140H80V139H79ZM85 140H86V139H85ZM144 140H145V138H144ZM160 140H161V139H160ZM200 140H201V141H200ZM209 140H210V139H208V141H209ZM225 140H226V139H225ZM246 140H245V141H246ZM38 141H39V140H38ZM133 141H134V140H132V142H133ZM148 141H149V140H148ZM148 141H147V142H148ZM161 141H162V140H161ZM171 141H172V140H171ZM171 141H170L169 137H166V136H165V138L163 139V142H164V147H163L164 150H163V151H164V153L166 154V156H164L165 158H163L162 154H160V156H158L156 159H154V160H155V164H156L154 168H156V170H154V171L151 173V174H153V175H151V174H150V175H147V173L149 172V170H148L149 168H148V167H147L148 169L146 170L147 173H145L146 171H144V170L146 169V167H145V169H144L143 171H141V170L144 168V167H142L143 162L146 163V161H143V162L140 161L141 159H140L139 157L141 156L142 158H144V156H143L142 152L139 151V150H140L139 148H141L142 151H145L146 148L141 147L142 145H141V146H139V145H138V146H134V145H135V144H134L135 142H134V143H133L134 145H133V146L131 145V146L134 147L136 153H132V151L134 152V150H132V147H131L130 145H128V147L130 146L129 149H131L130 152H131L132 154H134V156H132V154H131V156L133 157V160H135V162H136V161H137V162H139V161L141 162L140 165H141L142 168H141V167H140L141 169L138 168V171L140 170L141 173H139V172H135V170H134L135 167H134V169H131V173H133V176H132V178H131V180H130V182L133 184V185L131 186V188H132L131 191H130V187H128V185L131 184V183H128V184H127V182H128L129 180H127V182H125L124 180L121 181V179H123V178L117 176V177H119V180L121 181V183L124 182L125 184H127L126 186H127L128 188H127L126 186L124 187L123 185H125V184L122 183V184H123V185H122V188L124 187V188H126V189H125V190L121 189V186L119 185V188H118L119 190L117 189V191H116V190H115L116 186L114 187V185L111 184V186L113 187L112 191L114 190V192H115L116 194L114 193L115 195H110V196H108L109 193H110V192H108V195L106 194L105 197L108 196L107 198H108L109 200L111 199V200L113 201V199H115V198L117 197L116 195H117L118 191H120L119 193H120L121 195L118 194L119 197H117V198H119V200H120V198H121L120 196H122L121 199L123 200V197H124V198H125V199H124V200H125L124 202H126V197H127L128 195H130V192H131V194H133V195H134L135 193H137L136 191H135V192L133 191V190H135L134 187H137L138 189H140L141 192L143 191V194H144V193L146 192V190H147L148 187H149L150 190L147 191V192H150V191H151V188H150L151 185H152V187H153V191H154V193H155V192H156V193L154 194V193L151 192L149 195L152 196L153 199H158L159 196H162V194L165 193V189H164V187H163L164 184L162 185V182H161L163 179L160 178L161 181H160V184H158V183H159V182H158L159 179H158L157 177H158V175H159V177H160L161 175H163V176H164V175H167V174H169V172H170V170H169L168 167H167V164H169L168 166L170 167V166L173 164V161L171 162V161L169 160L170 162L167 163V160H168L169 156L171 157L172 155H174V154H173L174 152L172 151V147H173V144H174V143L171 142ZM175 141H176V140H175ZM214 141H215V140H214ZM219 141H220V140H219ZM222 141H223V140H222ZM42 142H43V141H42ZM77 142H78V141H77ZM82 142H83V141H82ZM149 142H151V141H149ZM153 142H154V141H153ZM153 142H152V144H153ZM163 142H162V143H163ZM216 142H217V141H216ZM142 143H143V142H142ZM142 143H141V144H142ZM179 143H180V142H179ZM211 143H212V142H211ZM220 143H221V142H220ZM220 143H218V145H217V144H216V145H217L218 147H220V146H219ZM16 144H17V143H16ZM77 144H79V143H77ZM81 144H82V143H81ZM92 144H93V143H92ZM130 144H132V143H130ZM139 144H140V143H139ZM182 144H183V142H182ZM189 144L192 145L190 148H189V146H188ZM69 145H70V143H69ZM75 145H76V144H75ZM84 145H85V143H84ZM87 145H89V144H87ZM136 145H137V144H136ZM143 145H144V144H143ZM204 145H205V144H204ZM259 145H260V144H259ZM76 146H77V147H82V146H78V145H76ZM85 146H86V145H85ZM89 146H90V145H89ZM174 146H175V149H176V148H177L176 144H175ZM257 146H258V145H257ZM261 146H263V143H262V145H260V147H261ZM126 147H127V146H126ZM128 147L126 148L127 150H128ZM135 147H137V148H135ZM215 147H216V146H215ZM263 147H264V146H263ZM75 148H76V147H75ZM205 148H207V147H205ZM83 149H86V148L83 147ZM83 149H82V150H83ZM89 149H90V147H89ZM144 149H145V150H144ZM175 149H173V150L175 151ZM178 149H180V148H178ZM201 149H202V148H201ZM219 149H220V148H219ZM262 149H263V148H262ZM76 150H79V149H76ZM87 150H88V149H87ZM137 150H138L139 152H138ZM213 150H214V149H213ZM221 150H222V149H221ZM72 151H75V150H72ZM72 151H71V154H70L71 156L74 154V152H72ZM88 151H89V150H88ZM209 151H211V150H209ZM219 151H220V150H219ZM219 151H218V152H219ZM76 152H77V151H76ZM76 152H75V153H76ZM79 152H80V151H79ZM84 152L86 153V151H84ZM130 152L128 153V151H127V155H126L127 158H128V155L130 156ZM137 152H138V153H137ZM147 152H149V151H147ZM177 152H178V151H177ZM214 152H215V150H214ZM218 152H217V153H218ZM77 153H78V152H77ZM82 153H83V151H82ZM82 153H81V154H82ZM88 153H89V152H88ZM139 153H140V155L137 156L138 158L136 157L137 159H140V160L138 161V160L135 159V155H138ZM164 153H163V154H164ZM204 153H205V152H204ZM215 153H216V152H215ZM245 153H246V151H245ZM78 154H79V153H78ZM148 154H149V153H146L145 155H148ZM205 154H206V153H205ZM262 154H263V153H262ZM75 155H76V154H75ZM75 155H74V156H75ZM79 155H80V154H79ZM79 155H76V156L80 157ZM124 155H125V154H124ZM156 155H157V154H156ZM203 155H204V154H203ZM246 155H248V154H246ZM91 156H92V155H91ZM93 156H94V155H93ZM126 156H125V157H126ZM259 156H260V155H259ZM81 157H82V156H81ZM84 157H86V156L84 155ZM84 157H83V158H84ZM125 157H124V159H125ZM155 157H156V156H155ZM173 157H175V156H173ZM238 157H237V159H238ZM244 157H245V156H244ZM27 158H28V157H27ZM72 158H73V157H72ZM127 158H126V159H127ZM212 158H213V157H212ZM242 158H243V157H242ZM263 158H264V156H263ZM169 159H170V158H169ZM173 159H174V158H173ZM214 159H215V158H214ZM225 159H227V157H226ZM237 159H236V161L238 162ZM68 160H69V159H68ZM127 160H128V159H127ZM142 160H143V159H142ZM144 160H145V158H144ZM154 160H153V163H154ZM171 160H172V159H171ZM175 160H176V159H175ZM232 160H235V159H232ZM72 161L74 162L73 159H72ZM217 161H218V160H217ZM70 162H71V161H70ZM129 162H130V163H129L128 166L131 168V166H130V165H131V161H129ZM133 162H134V161H133ZM137 162H136L134 165H136ZM174 162H175V161H174ZM234 162H235V161H234ZM239 162H240V161H239ZM71 163H72V162H71ZM121 163H122V162H121ZM123 163H124V162H123ZM145 163H144V164H145ZM170 163H171V164H170ZM176 163H177V162H176ZM240 163L243 164L244 162H240ZM240 163H239V164H240ZM261 163H262V162H261ZM4 164L6 165V163H4ZM72 164H73V163H72ZM138 164H139V163H138ZM138 164H137V166H138ZM234 164L236 165V163H234ZM146 165H147V164H146ZM187 165L191 166L192 168L189 169ZM207 165H208V164H207ZM215 165H216V164H215ZM120 166H121V165H120ZM126 166H127V165H126ZM143 166H144V165H143ZM203 166H204V165H203ZM213 166H214V165H213ZM230 166H231V165H230ZM171 167H172V166H171ZM171 167H170V168H171ZM186 167H187V168H186ZM208 167H209V166H208ZM210 167H211V165H210ZM130 168H129V169H130ZM233 168H235L234 165H233ZM240 168H241V167H240ZM3 169H4V168H3ZM129 169H128V170H129ZM228 169H229V168H228ZM238 169H239V168H238ZM133 171H134V172H133ZM160 171H163V174L160 175ZM230 171H234V169H233V170L230 169ZM236 171H237V168H236ZM239 171H240V169H239ZM182 172H183V171H182ZM164 173H165V174H164ZM173 173H174V172H173ZM232 173H233V172H232ZM170 174H171V173H170ZM175 174H176V173H175ZM233 174H234V173H233ZM236 174H237V173H236ZM154 175H156V178L158 179V181H157V179L154 177ZM234 175H235V174H234ZM151 176H153L154 178L151 177ZM163 176H162V178H165V176H164V177H163ZM149 177H151V179H152L151 182H149V181H150ZM170 177H172V176H170ZM232 177H233V176H232ZM120 178H121V179H120ZM167 178H168V177H166V179H167ZM173 178H174V177H173ZM117 179H118V178H117ZM148 179H149V180H148ZM154 179H156V180H155L156 182H153ZM166 179H164V180H166ZM170 180H171V179H170ZM253 180H254V179H253ZM2 181H3V180H2ZM69 181H70V180H69ZM120 181H119V184H121ZM226 181H227V180H226ZM117 182H118V180H117ZM152 182H153V184H152ZM157 182H158V183H157ZM253 182H254V181H253ZM31 183H32V182H31ZM155 183H157V184H155ZM167 183H169V182H166V184H167ZM170 183H171V182H170ZM170 183H169V184H170ZM114 184H115V183H114ZM147 184H151V185H150V186H146ZM31 185H32V184H31ZM31 185H30L29 182H28V178H26L25 181H24V185H23V187H21V190L17 193V196H16V201H17V204H18V205H17V207L14 208V210H16V211L18 212L17 220H22L23 222H24V221H27L28 219H30V218H29L30 216L28 217V215H27L28 213L24 215V212H26V209H25L26 206H25V204L27 205L28 203H30V198H29V197H30L31 194L29 195V193H30V187H31ZM156 185H157V186H156ZM159 185H161V186L159 187ZM38 186H39V185H38ZM145 186H146V188H145V191H144V190H142V189H143ZM155 186H156V187H155ZM165 186H168V185H165ZM157 187H158V188H157ZM192 187H194V186H192ZM225 187H226V186H225ZM252 187H253V186H252ZM31 188H32V187H31ZM33 188H34V185H33ZM109 188H110V186H109ZM133 188H134V189H133ZM155 188H157V189L154 190ZM166 188H167V187H166ZM197 188H198V187H197ZM201 188H202V187H201ZM254 188H255V187H254ZM75 189H76V188H75ZM198 189H199V188H198ZM225 189L228 190L227 188H225ZM107 190H108V189H107ZM121 190H122V191H121ZM140 190H137V191H139V194H136L137 196H136V195H134V196H135V197H139V198L141 199V198H142V196H141L142 194L140 195V193H141ZM167 190H168V189H167ZM170 190H171V189H170ZM170 190H169V192H170ZM181 190H182V189H180V191H181ZM192 190H193V189H192ZM194 190H195V189H194ZM248 190H249V189H248ZM32 191L34 192L35 190H32ZM73 191H74V190H73ZM110 191H111V188H110ZM112 191H111V192H112ZM222 191H223V190H222ZM243 191H244V190H243ZM67 192H68V191H67ZM196 192H197V191H196ZM202 192H203V191H202ZM39 193H40V192H39ZM106 193H107V192H106ZM112 193H113V192H112ZM180 193H181V192H180ZM194 193H195V192H193V194H194ZM32 194H33V193H32ZM35 194H37V193L35 192ZM41 194H43V193H41ZM55 194H56V192H55ZM67 194H68V193H67ZM73 194L75 195V193H73ZM127 194H128V195H127ZM151 194H154L155 196H153V195H151ZM195 194H196V193H195ZM250 194H252V193H250ZM253 194H254V192H253ZM45 195H46V194H44V196H45ZM51 195H52V194H51ZM51 195H50V196H51ZM56 195H57V194H56ZM56 195H55V196H56ZM69 195H72V194H69ZM76 195H77V194H76ZM133 195H132V197L129 196V198H133ZM138 195H140L141 197L138 196ZM149 195L147 194V195L144 196V197H147V196H149ZM172 195H173V192H172ZM176 195H177V193H176ZM176 195H175V196H176ZM184 195H185V194H184ZM191 195H192V194H191ZM210 195H211V194H210ZM220 195H222V194H220ZM66 196H68V195H66ZM66 196H65V197H66ZM175 196H174V197H175ZM178 196H179V195H178ZM178 196H177V197H178ZM197 196H198V195H197ZM238 196H239V195H238ZM251 196H252V195H251ZM33 197H36V199L38 198L37 196H33ZM51 197H52V196H51ZM68 197H69V196H68ZM70 197H71V196H70ZM70 197H69L68 199H70ZM110 197H111V198H110ZM113 197H114V198H113ZM135 197H134L133 199H135V200L137 201V198H135ZM152 197H151V198H152ZM171 197H172V196H171ZM195 197H196V196H195ZM200 197H201V196H200ZM240 197H241V196H240ZM0 198H1V197H0ZM45 198L47 199V196H45ZM48 198H49V197H48ZM74 198H76V197L74 196ZM107 198H106V199L102 198V199H103V200H107ZM196 198H197V197H196ZM250 198H252V197H250ZM250 198H249V200H250ZM253 198H254V196H253ZM253 198H252V200H254ZM32 199H33V198H32ZM54 199H56V197H55ZM64 199H66V198H64ZM140 199H139V200H140ZM145 199H146V198H145ZM171 199L173 200V197H172ZM214 199H215V198H214ZM41 200H42L43 202H42ZM41 200H40V201L44 204L45 201H44L43 199H41ZM48 200L50 201V199H48ZM70 200H72V197H71ZM103 200H101V201H103ZM131 200H132V199H131ZM143 200H144V199H143ZM169 200H170V199H169ZM174 200H175V198H174ZM176 200H177V198H176ZM180 200H181V199H180ZM207 200H208V199H207ZM5 201H6V200H5ZM107 201H108V200H107ZM107 201H106V204H105L106 206H107V204H109V203H107ZM112 201H110V202H112ZM209 201L213 202L214 200H209ZM250 201H251V200H250ZM34 202H35V201H34ZM38 202H39V201H38ZM127 202H128V201H127ZM129 202H130V201H129ZM169 202H170V201H169ZM171 202H172V201H171ZM220 202H222V201H220ZM236 202H237V201H236ZM248 202H249V201H248ZM259 202H260V201H259ZM259 202H257L258 204H257V203L254 204V208L252 209L253 212H255L256 209L263 210V212H264V199H263V200L261 199V202H260V203H259ZM31 203H32V202H31ZM45 203H46V205H48V206L51 205V204L49 205L48 202H45ZM103 203H104V202H103ZM118 203H119V201H118ZM118 203H117V205H118ZM153 203H154V202H153ZM153 203H152V204H153ZM167 203H168V202H167ZM222 203H223V202H222ZM250 203H251V202H250ZM64 204H66V203H64ZM64 204H63V205H64ZM132 204H133V201H132L131 204H130V203H125V204H123V205H122L123 207L119 204V207L117 206L118 208L114 206V207H115L114 209H116V210H112V209H113L112 206L115 205V202H114V204H112V206H111L112 208L110 207V209L112 210V213H113V216L111 217V221H112L113 218H114V220H116V221H115V225H117L118 221H120V225L122 224V227H124V224H125V223H124V224L122 223V222H123V218H124L123 215H126V214H127V212L130 210V208H128V207H130ZM176 204H177V203H176ZM215 204H216V203H215ZM218 204H219V203H218ZM233 204H234V203H233ZM20 205H21L22 207H21ZM46 205L44 206V205L41 204L40 206H41V208H42V206H43V208H44V207H46ZM84 205H85V204H84ZM101 205H103V204H101ZM101 205H100V208H101ZM109 205H110V204H109ZM129 205H130V206H129ZM174 205H175V203H174ZM221 205H222V204H221ZM229 205H230V204H229ZM234 205H235V204H234ZM40 206H39V208H40ZM48 206H47V208H49ZM120 206H121V207H120ZM127 206H128V207H127ZM152 206H153V205H152ZM209 206H210V205H209ZM241 206H242V204H241ZM7 207H8V206H7ZM37 207H38V206H37ZM61 207H62V206H61ZM66 207H67V205L65 206V208H66ZM96 207H97V206H96ZM96 207H95V208H91V207H90L91 209L88 207V211H90V210H92V209H93V210L95 209L94 211L92 210V212H95V211L97 210V212H95V213H91V212H90V215H94V214H95V215H99V217L101 216V217L104 218V215L107 214L106 217L108 218V215H109V214H110V215L112 214V213H111V210L109 209L108 206H107V208H104V207L102 206V208H103V211H105V212L109 209V212H110V213H109L108 211H107L106 213H103V211L101 210L102 208H101L100 211H99V206H98V209H97ZM224 207H225V206H224ZM28 208H29V207H28ZM30 208H31V207H30ZM47 208H46V209H47ZM62 208H64V207H62ZM62 208H61V209H62ZM65 208L63 209L64 211H63L62 213L60 212L63 216H62L61 214H59V211H58V214H59L60 217H62V218L64 217L65 212H67V210H65ZM68 208H69V207H68ZM83 208H84V207H83ZM104 209H105V210H104ZM106 209H107V210H106ZM225 209H226V208H225ZM239 209H240V208H239ZM24 210H25V211H24ZM32 210H33V209H32ZM244 210H245V212H246V209H244ZM33 211H34V210H33ZM33 211H32V213H34ZM47 211H48V209H47ZM68 211H69V210H68ZM82 211H83V210H82ZM192 211H193V210H192ZM224 211H225V210H224ZM236 211H237V210H236ZM3 212H4V211H3ZM7 212H9V211H7ZM27 212H28V209H27ZM39 212H40V211H39ZM220 212H221V211H220ZM9 213H10V212H9ZM40 213H41V212H40ZM63 213H64V214H63ZM98 213H99V214H98ZM100 213H103L104 215H103V214L100 215ZM249 213H251V212H249ZM29 214H30V213H29ZM35 214H36V212H35ZM38 214H39V213H38ZM83 214H84V213H83ZM194 214H195V212H194ZM204 214H205V213H204ZM5 215L7 216L6 213H5ZM55 215H56V214H55ZM59 215H56V218H55V219H56V221H55L56 224H57V222L61 221V218L59 217ZM66 215H67V214H66ZM66 215H65V217H66ZM71 215H72V214H71ZM90 215H89V216H90ZM95 215H94V216H95ZM205 215H206V214H205ZM250 215H251V214H250ZM32 216H34V214H33ZM37 216H38V215H37ZM37 216H35V218H36ZM57 216L59 217V219L57 218ZM67 216H69V215H67ZM89 216H88V217H89ZM192 216H193V215H192ZM230 216H231V215H230ZM243 216H244V215H243ZM91 217H93V216H91ZM95 217H96V216H95ZM101 217H100V218H101ZM106 217H105V218H106ZM126 217H127V216H126ZM195 217L198 218V217H199V213H198ZM39 218H40V217H39ZM100 218H97V217L94 218V217H93V219H95L97 223H99L98 221H101V220H102V219L100 220ZM121 218H122V219H121ZM188 218H189V217H188ZM208 218H209V217H208ZM246 218H247V217H246ZM250 218H251V217H250ZM250 218H249L248 220H245V221H246V223H247V229L250 230V232H249V230H248V234L250 233V235H252V234H255V233H256V228H255V226L253 225V219H257V218H254V217H253L252 220H250ZM57 219H58V220H57ZM82 219H83V218H82ZM82 219H81V221H80L81 223H82ZM117 219H118V221H117ZM127 219H128V218H127ZM204 219H206V217H205ZM222 219H223V218H222ZM222 219H221V220H222ZM3 220H4V219H3ZM3 220H2V221H3ZM7 220H9V219H7ZM10 220H11V218H10ZM13 220H14V219H13ZM15 220H16V219H15ZM36 220H37V219H36ZM65 220H66V219H65ZM79 220H80V219H79ZM107 220H108V219H107ZM22 221H21V222H22ZM29 221H30V220H28V222H29ZM38 221H39V219H38ZM38 221H37V222H38ZM69 221H70V220H69ZM88 221H89V220H88ZM105 221H106V220H105ZM109 221H110V220H109ZM109 221H108V224L111 223V221H110V222H109ZM208 221H211V217H210V219H209ZM219 221H220V220H219ZM21 222H20V223H21ZM30 222H31V221H30ZM34 222H35V221H34ZM39 222H40V221H39ZM130 222H131V221H130ZM223 222H224V221H223ZM255 222H256V221H255ZM255 222H254V223H255ZM262 222H263V221H262ZM8 223H9V222H8ZM15 223H16V222H15ZM32 223H33V222H32ZM61 223H62V222H61ZM61 223H60V224H61ZM97 223H96V224L93 223V224H94L95 226L97 225L98 227H101V228L103 227V226H102V225H103V224H102L103 221H102V223H100L101 225H100V224H97ZM112 223H114V221H112ZM112 223H111V227L114 226V225H112ZM180 223H181V221H180ZM183 223H184V222H183ZM235 223H236V222H235ZM2 224H3V223H2ZM2 224H1V227L3 228ZM6 224H7V221H6ZM18 224H19V223H18ZM35 224H36V222H35ZM60 224H58V225H60ZM68 224H69V223H68ZM127 224H128V223H127ZM186 224L190 225V222H189V223H186ZM32 225H33V224H32ZM81 225H82V224H81ZM87 225H88V224H87ZM120 225H117V226L120 227L119 229L121 230V226H120ZM223 225H224V224H223ZM227 225H228V224H227ZM257 225H258V224H257ZM33 226H34V225H33ZM82 226H83V225H82ZM97 226H96L97 229H96L95 227H92V225H91V227H88V229H89V228H90V229H91V228H95V230H94V229H91V231L93 232V230H94V232H96V231H98V227H97ZM117 226H114V227H116V228H114V229L117 230V231H119ZM198 226H199V225H198ZM245 226H246V225H245ZM13 227H14V226H13ZM36 227H37V226H36ZM106 227H107V226H106ZM186 227H187V226H186ZM263 227H264V226H263ZM263 227H262V228H263ZM9 228H10V227H9ZM50 228H51V229H50L49 234H48V239H47L45 245H43V247H42V249H43L42 251H43L46 255H49V254L53 253V250H57V248H56V247H57V244H58L61 240H60V239H59V240L57 239V240H58V242H57L55 235L60 236V234L63 233V232H62V229H61V228H63V227H62L61 225H60V226H57V227H56V226H52V227H50ZM84 228H85V227H84ZM101 228H100V229H101ZM187 228H188V227H187ZM224 228H225V226H224ZM259 228H260V226H259ZM262 228H260V229H262ZM34 229H35V228H34ZM34 229H33V230H34ZM63 229H64V228H63ZM189 229H190V228H189ZM227 229H228V228H227ZM227 229H226V230H227ZM243 229H244V228H243ZM67 230H68V229H67ZM115 230H114V232H115ZM217 230H219V229H217ZM222 230H223V228H222ZM229 230H231V229H229ZM232 230H233V229H232ZM245 230H246V229H244V231H245ZM99 231H101V230H99ZM238 231H239V230H238ZM88 232H89V231H88ZM92 232H91V233H92ZM114 232H113V235L115 234ZM122 232H123V231H122ZM128 232H129V228H128ZM220 232H221V231H220ZM229 232H231V231H229ZM233 232H235V231H233ZM241 232H243V231H241ZM261 232H262V231H261ZM96 233H97V232H96ZM116 233H118V232H116ZM126 233H127V232H126ZM129 233H130V232H129ZM231 233H232V232H231ZM236 233H237V232H236ZM246 233H247V232H246ZM246 233H245V234H246ZM100 234H101V233H100ZM240 234L245 235V234H243V233H240ZM19 235H20V233H19ZM23 235H24V234H23ZM113 235H112V236H113ZM220 235H221V234H220ZM224 235H225V234H224ZM236 235H238V234H236ZM255 235H256V234H255ZM29 236H30V235H29ZM119 236H120V235H119ZM184 236H185V235H184ZM234 236H235V235H234ZM253 236H254V235H253ZM258 236H259V235H258ZM263 236H264V234L262 235V237H263ZM215 237H216V236H214V238H215ZM219 237H220V236H219ZM225 237H226V236H225ZM254 237H255V236H254ZM254 237H253V238H254ZM256 237H257V236H256ZM4 238H5V237H4ZM24 238H25V237H24ZM28 238H29V237H28ZM91 238H92V236H91ZM108 238H109V237H108ZM207 238H208V236H207ZM233 238H235V237H233ZM242 238H243V237H242ZM245 238H246V236H245ZM245 238H244V239H245ZM247 238H248V236H247ZM249 238H251V237H249ZM249 238H248V239H249ZM257 238H258V237H257ZM33 239H34V238H33ZM95 239H96V237H95ZM113 239H114V238H113ZM120 239H121V237H120ZM182 239H183V238H182ZM182 239H181V240H182ZM218 239H220V238H218ZM254 239H255V238H254ZM263 239H264V238H263ZM108 240H109V239H108ZM117 240H119V239H117ZM240 240H241V239H240ZM250 240H251V239H250ZM109 241H110V240H109ZM122 241H123V240H122ZM258 241H259V240H258ZM26 242H27V241H26ZM28 242H29V243H28L27 245H24V249H28V250H29V251H27V252H30L31 249H33V247H35V249H36V246H35L30 240H28ZM30 242H31L32 244H31ZM218 242H219V241H218ZM60 243H61V242H60ZM109 243H110V242H109ZM181 243H182V242H181ZM181 243H180V244H181ZM216 243H217V242H216ZM220 243L223 244V242H220ZM251 243H252V242H251ZM90 244H91V243H90ZM113 244H114V243H113ZM121 244H122V243H121ZM173 244H174V243H173ZM227 244H228V243H227ZM248 244H249V243H248ZM248 244H247V245H248ZM33 245H34V246H33ZM116 245H117V244H116ZM229 245H230V244H229ZM234 245H236V244H234ZM61 246H62V245H61ZM185 246H186V245H185ZM222 246H223V245H222ZM238 246H239V245H238ZM242 246H243V245H242ZM186 247H187V246H186ZM215 247H216V246H215ZM230 247H231V246H230ZM248 247H249V245L247 246V248H248ZM63 248H65V247H63ZM78 248H79V247H78ZM171 248H172V247H171ZM174 248H175V247H174ZM222 248H223V247H222ZM225 248H226V247H225ZM236 248H238V247H236ZM241 248H242V247H241ZM245 248H246V247H245ZM24 249H23V250H24ZM227 249H228V248H227ZM233 249H234V248H233ZM242 249H243V248H242ZM211 250H212V249H211ZM218 250H219V249H218ZM237 250H238V249H237ZM244 250H245V249H244ZM250 250H252V249H250ZM250 250H249V251H250ZM189 251H190V250H189ZM209 251H210V250H209ZM214 251H215V250H214ZM220 251H221V250H220ZM247 251H248V250H246V251H244V252H247ZM37 252H39L38 249H37ZM216 252H217V251H216ZM228 252H229V251H228ZM21 253H22V251H21ZM23 253H24V252H23ZM23 253H22V255H23ZM30 253H31V252H30ZM30 253H28V254H30ZM39 253H40V255H41V252H39ZM44 253H43V254H44ZM55 253H56V252H55ZM68 253H69V252H68ZM218 253H219V252H218ZM231 253H232V252H231ZM233 253H234V252H233ZM251 253H253V252H251ZM45 254H44V255H45ZM184 254H185V253H184ZM198 254H199V253H198ZM220 254H222V253H220ZM224 254H225V253H224ZM224 254H223V255H224ZM236 254H237V253H236ZM32 255H33V254H32ZM52 255H54V254H52ZM52 255H51V256H52ZM173 255H174V257H175L176 259H181V262L183 261V264H189V262L191 261V260H190V261L188 262V260H189L190 258H187L188 260L186 261V260L184 259V257H183V255H182V253H181L180 250H179L177 253L173 254ZM215 255H216V253H215ZM225 255H226V254H225ZM227 255H229V254H227ZM245 255H246V254H245ZM245 255H244V256H245ZM248 255H250V254H248ZM211 256H212V255H211ZM213 256H214V255H213ZM233 256H235V255H233ZM237 256H238V255H237ZM242 256H243V253H242ZM30 257H31V256H30ZM186 257H187V256H186ZM190 257H191V256H190ZM218 257H220V256H218ZM230 257H231V256H230ZM18 258H19V257H18ZM26 258H27V256H26ZM36 258H37V254H36ZM49 258H50V257H49ZM175 258H174L173 260H175ZM224 258H225V256H224ZM226 258H228V257H226ZM243 258H244V257H243ZM160 259H161V257H160ZM160 259H159V260H160ZM218 259H219V258H218ZM230 259H232V258H230ZM230 259L228 258V260H230ZM234 259H235V258H234ZM234 259H233V260H234ZM240 259H241V258H240ZM246 259H247V258H246ZM95 260H96V259H95ZM161 260H162V259H161ZM163 260H164V259H163ZM225 260H226V259H225ZM236 260H238V259H236ZM242 260H243V259H242ZM49 261H50V259H49ZM92 261H93V259H92ZM154 261H155V260H154ZM168 261H169V260H168ZM47 262H48V261H47ZM47 262H46V263H47ZM96 262H97V261H96ZM161 262H162V261H161ZM161 262H159L158 264H161ZM191 262H192V261H191ZM193 262H194V261H193ZM226 262H227V260H226ZM228 262H229V261H228ZM230 262H231V261H230ZM237 262H238V261H237ZM49 263H50V262H49ZM198 263H199V262H198ZM212 263L214 264L213 261H212ZM212 263H211V264H212ZM18 264H40V263L36 262L35 259H34L33 257H31V258H29V259H24V258H22L21 260H19ZM42 264H43V263H42ZM89 264H90V262H89ZM195 264H196V263H195ZM228 264H229V263H228ZM236 264H238V263H236Z\"/></svg>",
	"mask_w": 264,
	"mask_h": 264
}]
</instances>
